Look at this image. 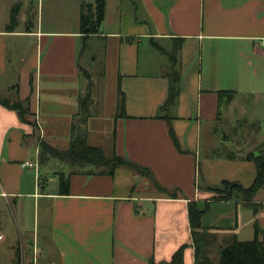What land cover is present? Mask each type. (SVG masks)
<instances>
[{
  "label": "crops",
  "instance_id": "1",
  "mask_svg": "<svg viewBox=\"0 0 264 264\" xmlns=\"http://www.w3.org/2000/svg\"><path fill=\"white\" fill-rule=\"evenodd\" d=\"M56 1L75 12L73 29H23L18 19L11 25V14L0 17V95L29 110L23 122L0 104V243L9 239L2 215L9 208L19 244L8 264H171L181 247L183 264H194L190 201L200 211L208 204L200 222L212 236V264V252L251 241L255 222L264 232V188L254 197L256 214L241 201H212L207 189L224 181L248 188L255 179L246 155L264 140L221 126L231 117L252 128L264 121V0H105L92 35L76 22L81 3L92 0ZM97 40L109 88L89 85L82 64ZM172 72L179 94L161 111ZM77 136L151 176L127 167L109 174L66 158L59 170L55 158L41 162L40 142L65 152Z\"/></svg>",
  "mask_w": 264,
  "mask_h": 264
},
{
  "label": "trees",
  "instance_id": "2",
  "mask_svg": "<svg viewBox=\"0 0 264 264\" xmlns=\"http://www.w3.org/2000/svg\"><path fill=\"white\" fill-rule=\"evenodd\" d=\"M92 6V7H91ZM105 0H92L89 4V9L85 11V3H81V13L79 17L80 30L85 35L96 33L97 28L101 24L104 17ZM18 8L15 6L11 11V25L16 22ZM84 51V45L83 50ZM178 51V46L174 48V54ZM168 79V96L165 104L161 107V111H166L168 107L175 104L179 94L180 77L177 72H172L167 76ZM118 107L123 110V96L118 88ZM0 104L5 108L14 110L23 122H27L26 117L29 115L28 106L23 102L9 103L0 95ZM81 103V109H84ZM169 135L176 143V139L171 129ZM41 151L52 157L60 156L66 158L73 163L83 166H92L103 168L111 174L117 167H127L133 171L142 173L143 175L151 176V172L137 164L128 161L125 158L116 155L107 158L102 149L98 147L88 146L82 137H75L71 142L70 147L65 152H60L51 148L44 142H40ZM247 160L254 163L256 167V175L252 185L248 188L243 187L236 182H222L219 186L207 188L213 193L212 201H241L245 206L250 208L255 214L261 207L260 204L254 202L256 193L264 188V144L258 154L249 153L246 155ZM156 188L161 192L168 194L171 198L183 196L178 190L174 189L171 193L168 190L159 187ZM67 180L61 179L60 189L63 193H67ZM208 208V204L204 211H200L195 202H188V216L191 229V242L194 249V264H212L209 257V248L212 244V236L204 231L201 227V216ZM254 238L251 241H232L231 243L221 247L218 250V264H264V232L260 230L258 223L254 224ZM183 250L181 247L171 259V264H183Z\"/></svg>",
  "mask_w": 264,
  "mask_h": 264
},
{
  "label": "rangeland",
  "instance_id": "3",
  "mask_svg": "<svg viewBox=\"0 0 264 264\" xmlns=\"http://www.w3.org/2000/svg\"><path fill=\"white\" fill-rule=\"evenodd\" d=\"M61 1V6H65L63 0ZM26 2H29L28 6L30 8H18V13L16 16V20L18 19L21 28H25L27 25H34L35 27L41 26L43 29H51V30H67L69 26V29L74 28L75 23V12H73V9L71 8H60V5L56 3V0H0V17L3 16H9L11 14L12 8H5L7 5H13V6H20L24 7L26 5ZM31 2V3H30ZM68 2V1H67ZM89 4L91 3H85V11L89 9ZM92 7V6H91ZM9 13V14H8ZM79 21V18L76 16V22ZM71 27V28H70ZM98 41V40H97ZM95 43L91 42L90 48L86 45V50L83 52V59L82 64L84 68L88 71L89 76H87L89 81V85L94 86H101L104 88H109V86H112V76L109 71L108 63L105 64V61L102 58H99L96 56L97 50L101 49L100 42ZM87 72L85 71V74ZM105 90V89H103ZM5 92H1V97L4 98L9 103H17L19 102L15 98H13L10 95H5ZM89 102V100L87 99ZM86 111V110H83ZM252 112V110H250ZM85 118V116H83ZM258 126H252L249 124L245 125H237V123L234 122V119L231 117L229 120H227L221 127L225 134L233 135L235 129H238L241 134L249 133L251 135V138L253 140H264V121L261 119L258 120ZM235 135V134H234ZM254 145H257L256 141H253ZM228 145V144H227ZM262 148V146L257 147V150L254 152V154H258L259 150ZM250 147L244 148L243 151H248ZM50 158H55L57 165L55 166V169H60L61 162H65L64 158L57 156L52 157L48 156L43 152V158H41V162L47 163ZM59 162V163H58ZM72 171L79 170L77 167H69ZM160 191V190H158ZM159 193V192H157ZM263 194V193H261ZM14 213V211H13ZM13 213L9 208H6L5 212L2 214L4 221H5V228L7 233L9 234V239L6 242L0 243V264H8V260L14 256V253H16L19 244L14 243L17 239V230H16V224L13 217ZM1 215V216H2ZM28 222V229H32V224L27 220ZM31 227V228H30ZM212 260L213 264H217L218 260V254L215 252H212Z\"/></svg>",
  "mask_w": 264,
  "mask_h": 264
},
{
  "label": "built area",
  "instance_id": "4",
  "mask_svg": "<svg viewBox=\"0 0 264 264\" xmlns=\"http://www.w3.org/2000/svg\"><path fill=\"white\" fill-rule=\"evenodd\" d=\"M263 46H264V42H263ZM33 166V164L29 163V162H25L22 164L23 168H31Z\"/></svg>",
  "mask_w": 264,
  "mask_h": 264
}]
</instances>
